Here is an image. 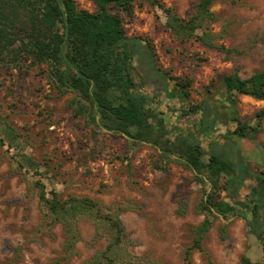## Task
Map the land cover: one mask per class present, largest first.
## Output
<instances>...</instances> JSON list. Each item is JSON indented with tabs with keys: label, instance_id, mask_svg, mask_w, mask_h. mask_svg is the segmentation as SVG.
<instances>
[{
	"label": "rangeland",
	"instance_id": "obj_1",
	"mask_svg": "<svg viewBox=\"0 0 264 264\" xmlns=\"http://www.w3.org/2000/svg\"><path fill=\"white\" fill-rule=\"evenodd\" d=\"M76 1L95 9L93 0ZM199 1L161 0L182 18H188ZM211 10L217 17L211 27L219 35L214 42L233 48L229 55L196 37L181 41L168 28L162 8L136 0L127 31L143 38H138L134 58L137 91L149 97L168 130L193 128L206 150L214 147L230 156L238 152L258 172L264 169V119L256 138L225 137L237 121L224 117L213 132L203 133L198 127L201 111L190 109L209 99L214 109L223 110L226 96L216 86L219 77L235 69L248 77L264 68V0H213ZM144 39L153 46L156 67L191 80L187 98L173 88L174 80L167 82L155 74ZM149 74L162 87L167 84V92L156 87ZM73 97L70 92L60 94L42 68L32 67L19 76L0 62V264H52L60 255L64 228L60 223L49 230L43 227L37 179L63 197L74 194L109 206L124 205L120 217L133 241L129 249L148 259L141 264H243L244 254L264 264V245L238 216L213 217L203 249L193 250L187 261L185 250L193 242L194 227L204 219L198 211L204 184L184 162L175 158L164 162L153 142L133 143L128 136L109 131L96 139L92 127L72 107ZM237 107L241 121L255 125L264 99L241 94ZM169 136L174 139L172 133ZM25 155L40 165L26 163ZM254 182H246L242 197ZM79 227V253L68 264H82L108 243L93 219L81 218Z\"/></svg>",
	"mask_w": 264,
	"mask_h": 264
},
{
	"label": "trees",
	"instance_id": "obj_2",
	"mask_svg": "<svg viewBox=\"0 0 264 264\" xmlns=\"http://www.w3.org/2000/svg\"><path fill=\"white\" fill-rule=\"evenodd\" d=\"M146 1L164 10L168 28L181 41L196 37L225 55L235 51L214 42L219 35L211 27L217 19L211 10L213 0H200L188 18L180 17L161 0ZM93 2L95 9L90 10L81 7L76 0H0V62L19 76L32 67L42 68L60 94L74 93L72 107L92 127L96 139L101 132L109 131L126 135L133 143L153 142L161 150L164 162L175 158L194 172L196 180L204 184L198 211L205 217L194 227L193 242L185 250L187 261L193 250L203 249V240L212 226L213 217L240 216L246 221L248 233L264 245V169L253 171L238 152L230 156L216 149L206 150L193 128L184 131L178 126V130H168L150 106L149 97L137 91L134 58L138 38L141 41L143 38L132 37L127 31V23L135 17L136 0ZM198 29L202 30L201 34ZM144 42L148 47L147 59L155 74L163 76L167 82L168 78L174 80L173 88L179 96L187 98L191 80L156 67L153 46L148 39ZM149 77L156 87H164L167 92V84L162 87L151 74ZM216 86L226 96L223 110L214 109L209 99L190 109L201 111L199 130L203 133L213 131L224 117H229L237 121V126L225 137L256 138L262 128L264 107L255 113L256 124L249 125L241 121L237 101L241 94L264 99V68L248 77L235 69L222 74ZM9 130L18 136L13 128L9 127ZM24 157L26 163L40 165L32 157ZM161 168L166 169V166ZM249 179L255 182L242 197ZM34 185L39 189L44 212L43 227L49 230L60 223L64 228L63 247L52 264H68L79 253V222L86 217L95 221L98 234L106 235L108 243L82 264H141L148 260L129 249L133 241L127 236L120 217L124 205L109 206L94 198L74 194L63 197L56 190L49 191L40 179L34 181ZM185 206L182 201V207ZM222 233H225V227H222ZM242 262L259 264L247 254L242 256Z\"/></svg>",
	"mask_w": 264,
	"mask_h": 264
},
{
	"label": "crops",
	"instance_id": "obj_3",
	"mask_svg": "<svg viewBox=\"0 0 264 264\" xmlns=\"http://www.w3.org/2000/svg\"><path fill=\"white\" fill-rule=\"evenodd\" d=\"M227 73H230V72H227ZM224 74H225V73H224ZM252 74H253V73H252ZM244 95H246V94H244ZM256 120H257V119H256ZM224 121H225V120L223 119L222 122H221V124L224 123ZM256 122H257V121H256ZM217 127H218V125H217ZM215 129H216V128H215ZM215 129H214V130H215ZM234 129H235V128H234ZM214 130H213V131H214ZM213 131H212V132H213ZM224 136H225V135H224ZM215 144H216V143H215ZM203 147H204V146H203ZM204 148H205V147H204ZM210 149H215V148H214V147H211ZM210 149H209V150H210ZM216 150H217V149H216ZM219 151H222V150H219ZM223 152H225V151L223 150ZM225 153H228V152H225ZM204 217H205V215H204ZM238 217H240V216H238ZM240 218H241V217H240ZM242 219H243V218H242ZM244 220H245V219H244Z\"/></svg>",
	"mask_w": 264,
	"mask_h": 264
}]
</instances>
